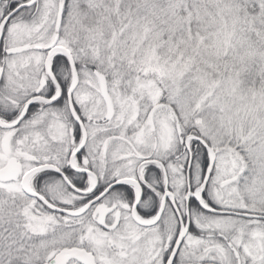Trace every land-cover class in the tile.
I'll return each mask as SVG.
<instances>
[{
  "label": "snow or ice",
  "instance_id": "snow-or-ice-1",
  "mask_svg": "<svg viewBox=\"0 0 264 264\" xmlns=\"http://www.w3.org/2000/svg\"><path fill=\"white\" fill-rule=\"evenodd\" d=\"M0 264H264V0H0Z\"/></svg>",
  "mask_w": 264,
  "mask_h": 264
}]
</instances>
